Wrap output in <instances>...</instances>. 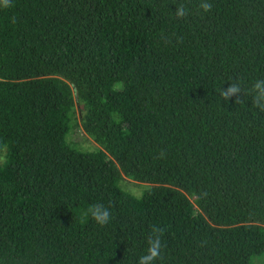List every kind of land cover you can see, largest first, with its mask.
Returning <instances> with one entry per match:
<instances>
[{"label": "trees", "instance_id": "1", "mask_svg": "<svg viewBox=\"0 0 264 264\" xmlns=\"http://www.w3.org/2000/svg\"><path fill=\"white\" fill-rule=\"evenodd\" d=\"M210 2L0 6V264H137L153 225L154 264H264V112L219 95L264 79V0Z\"/></svg>", "mask_w": 264, "mask_h": 264}, {"label": "clouds", "instance_id": "2", "mask_svg": "<svg viewBox=\"0 0 264 264\" xmlns=\"http://www.w3.org/2000/svg\"><path fill=\"white\" fill-rule=\"evenodd\" d=\"M0 6L8 8L11 6V0H0ZM213 5L210 0H200L198 9L204 13H209ZM189 15V10L184 5H180L175 10V16L178 19L185 18ZM244 96H251L252 106L259 111L264 112V79L256 80L252 83L250 88H245L237 81L230 83L226 89H219V95L223 101H229L232 97H237L235 103H242L240 94ZM82 219L91 218L97 225L103 227L107 225L111 219V212L109 208L103 204H91L86 210L81 213ZM164 229L153 225L150 229V235L146 237L147 249L137 261V264H154L155 261L161 258L162 252V236Z\"/></svg>", "mask_w": 264, "mask_h": 264}, {"label": "rangeland", "instance_id": "3", "mask_svg": "<svg viewBox=\"0 0 264 264\" xmlns=\"http://www.w3.org/2000/svg\"><path fill=\"white\" fill-rule=\"evenodd\" d=\"M70 138L71 140L75 141V143H78V145L85 149V150H88V149H91L93 147H95L96 145L92 142V140L86 136L82 130L80 128L74 130L71 135H70ZM68 141V139H67ZM69 143V142H68ZM71 144V143H70ZM76 145V144H71V146L77 150H80V147ZM124 186L131 192L133 193L134 195H139L144 184H141V183H138V182H133V181H130L128 179H124Z\"/></svg>", "mask_w": 264, "mask_h": 264}]
</instances>
